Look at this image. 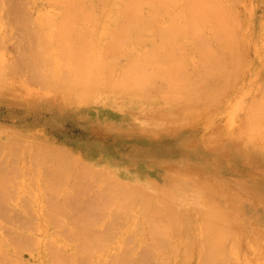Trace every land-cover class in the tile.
I'll return each mask as SVG.
<instances>
[{
    "label": "bare ground",
    "instance_id": "obj_1",
    "mask_svg": "<svg viewBox=\"0 0 264 264\" xmlns=\"http://www.w3.org/2000/svg\"><path fill=\"white\" fill-rule=\"evenodd\" d=\"M48 1H54L58 10L47 13L50 28L46 31L44 26H32L18 0H0V32L7 25L2 20L12 14L16 20L11 17V26L16 24L24 35V42L16 46L24 51V46L28 48L26 41L32 51H26L23 59H28L27 65L19 59L26 52H21L18 59L15 56L24 64L20 69L21 63L18 66L9 57L17 67H9L16 70V76L19 70L26 69L28 73L21 78L20 74H12L6 80L2 76L11 62L7 65L9 54L0 53V97L9 96L12 83L21 87L34 85L35 90L53 93L54 98L69 96L80 104L90 103L102 90L117 93V102L118 97H125V109L118 106L119 110H109L107 117L98 113L105 126H92L90 136L95 142L83 140L89 146L80 155L86 163L107 166L112 171L88 170L64 146L35 144L26 148L38 166L48 170L50 165L58 164L55 174L47 172L45 185L51 190L64 193L61 179H81L88 173L116 198L118 214L134 216L130 211L139 209L144 218L138 221L135 238L143 248L141 255L135 253L136 248L120 247L121 242L103 254L86 253L79 258L76 245L71 251L69 245L57 239L51 252L52 263L170 264L163 261L169 258L172 264H179L184 261L185 251L199 264H229L234 259L239 264H264V78L249 69L253 53L264 64V42L254 40L249 47L247 28L259 6L256 0ZM21 15H26L28 21ZM261 26L264 30V22ZM189 43L194 44L192 49ZM249 74V80H244ZM197 78L204 82L191 95ZM241 79L246 92L229 99L225 93L235 89ZM151 94L163 99L162 107H166L154 114L160 122L158 126L138 119L140 102ZM44 95L32 94L28 104L39 99L52 103ZM23 103L15 95L8 100L12 106ZM105 128H109L108 133ZM186 131L190 136L180 137ZM0 132L7 136L3 148L12 142L18 144L8 134L19 132V128L0 122ZM102 132L114 135L112 141H101ZM174 135L176 140L195 146L191 160L180 156L175 158L177 165H171L165 159L169 153L159 143ZM128 141H135L148 154L138 155L141 149L127 146ZM203 151L212 157L206 158ZM150 156L160 162L148 163L146 158ZM67 159L81 170L74 173L65 168L62 162ZM4 182L1 179L0 186ZM183 189L194 194L198 191L199 195L190 199L196 207L186 206L189 202L182 196ZM199 204L206 209L199 208ZM69 211H73L80 230L71 237L83 240V211L63 203L50 214L64 218ZM39 214L41 223L44 213ZM1 226L4 223H0V229ZM40 237L39 234L36 240ZM163 237L168 239L165 247ZM176 238H180L177 243ZM41 241L42 238L35 241L39 252L43 251ZM12 244L13 240L0 234V264L23 262L26 256ZM87 246L88 241L82 250ZM47 261V257H40V264Z\"/></svg>",
    "mask_w": 264,
    "mask_h": 264
},
{
    "label": "rangeland",
    "instance_id": "obj_2",
    "mask_svg": "<svg viewBox=\"0 0 264 264\" xmlns=\"http://www.w3.org/2000/svg\"><path fill=\"white\" fill-rule=\"evenodd\" d=\"M18 1L21 7L26 11L27 17L33 27L44 26L46 27V31L49 30V19L46 17V15L47 13H54L56 10H58L54 1ZM91 1H94L95 3V0ZM256 3L259 6L256 13L252 15V20L250 21L249 26H247L250 33V37L248 38L249 47L254 40H257L258 42H264V30L261 26L264 22V4L263 0H256ZM11 15L12 14H10V17L7 16L9 20H11L10 22L7 17L4 18L2 22L8 25L12 22V19L16 20V18H13ZM35 15L38 17V19H36ZM13 16H15V14H13ZM24 16L25 18L23 15L20 17H23L25 21H28L26 15ZM20 17L18 19H20ZM19 21H22V18ZM30 22L28 24H30ZM11 24L8 26H11ZM7 25V29H5L8 32H5V29L3 32H0V42L2 43L3 40V45L0 43L2 45H0V53H7V55L9 54L8 60L9 57L12 60L14 58L13 61L17 62L13 63L18 66H20V61L26 62L24 64L27 65L29 62L28 59V62L23 61V59H26V54L29 50V45H27L28 42L25 41L24 43L28 48H26L23 44L24 47L22 49H24V51L21 52L27 51L23 56L16 44L18 45L21 44L22 41L24 42V40H22L24 35L17 29L16 24H13L11 27H8ZM8 28L11 31L8 30ZM15 47L19 50L18 51L15 49L18 52L14 51ZM20 47L22 46H19V48ZM193 47L194 44L189 43L188 48L192 49ZM29 52L31 53L32 51L29 50ZM20 53L22 56L19 58ZM15 56L17 59L19 58L20 61L17 60ZM31 57L34 56L32 55ZM11 59L9 62L7 61L8 63L6 62L7 65H9L11 62L8 68L11 67V65L12 68L14 66ZM0 60H2V57H0ZM5 64L4 66L7 67ZM24 64L21 63L19 69L23 67ZM241 65H243V63H241ZM14 68L16 69L17 67L14 66ZM10 69L11 68H9V70H7V68L5 69L7 70V74L6 72L3 73L2 77L5 75L4 80H6V77H12V74H14V71H16L11 69L13 72L12 73ZM249 69L250 73L254 69L260 75H263L262 78H264V64L260 59H255L254 53L252 56H250ZM25 70L26 69H24L22 72L20 70L18 71L17 69V76L20 74V78L21 76L24 77L26 74L24 72L28 71ZM19 72H22V74ZM241 72H243V68ZM14 75L17 77L16 74ZM249 76L250 74L244 80H249ZM201 79L202 78H197L196 87L190 92L191 95L196 92L197 85H200L204 82V80ZM244 85L245 84L242 80L240 83H238L235 89L225 94H229V99H234V94L243 95L246 92V90L243 89ZM10 88H12V90H10L9 96L5 94V96H3L4 98L0 97L1 100L5 99L4 101H0V122L6 126H12V128H19V132H12L8 134V138L13 137L12 139H15L18 144L12 142L8 144L10 147L5 148H3L2 145L7 139V136L0 132V180H5L4 185L0 186V223H4V226H1L0 234L6 240H13L14 245H12L16 247L20 254H24L26 256L24 259H22L23 262L21 264H40V257H47V264H53L51 261V252L56 245L57 239H60L63 244L69 245V250L71 251L73 250V245H76L75 249H77V254L80 256L79 258H83V255L85 257L86 253L91 255L103 254L108 248H112L113 246L118 247L121 242L123 245L120 247H126L129 250L136 248L135 253L141 255L143 248L139 247V244L135 239L138 236V221L144 220L142 214L139 212V209L130 211L134 216H131L130 213L128 216H125L122 212H119V215L116 211L118 204L116 198L112 197L109 191H105L103 184L99 182L97 183V181L95 183V179L93 181V178H91L88 173H86L87 175L81 179L73 180L68 177L63 180L61 179L62 192L64 193H57L56 191L51 190V187L45 185V182H47L48 179L47 172L55 174L58 164L56 163V165H50L48 170L47 168L38 166L36 164V160L28 155L29 150L26 148L35 144L43 146H64L68 148V150L70 149V152L73 154L74 158L81 159L90 168L88 170L102 169L104 171H112L107 166L104 167L94 164L92 165L88 161L86 163L80 157L81 154L83 155L84 150H86L89 146L84 144L83 140H86L90 143L95 142L92 141L94 137L90 136V129L94 125L97 127L101 125L105 126L104 124H101L102 122L100 123L99 118H101V116L98 113H102L104 117H107V112L109 110L117 111L119 110V107L125 109L128 105H126L125 102H128V100L123 99L125 97H118L119 101L117 102V93H114L110 90H102L100 91L101 93L98 92L100 93L99 95L96 96L95 94V97L93 96L90 103L80 104L77 102L76 98L69 99V96L66 99H62L60 97L54 98L55 95L53 93L35 90L34 85H30L29 87H21L12 83L10 84ZM53 90L55 92L56 89ZM41 93H44V98L46 100H51L50 102L52 103L47 104L44 100L39 99V101L34 102L33 105L28 104V99L32 96V94L39 95ZM56 94L61 95V93ZM12 95H15L24 103L16 106L9 105L8 100ZM224 95L222 97V102L225 101ZM143 101L139 104V121L154 122L155 126H158L160 122L155 118L154 114L166 108L162 107L164 100L155 94H151L146 96ZM108 129H106V132ZM128 130L133 132V129ZM136 132L137 131L134 129L133 133L135 134ZM111 136H107L102 132V135H100L99 139L101 141L108 142L109 140L112 141L114 135ZM181 136H190V132L186 131L181 134L180 137ZM176 137L177 135L166 136L162 141H160L161 144L159 143L160 147L164 148L163 150L169 153V156L165 159H167L168 163L171 165H177V159L175 158L180 156H186L189 160H191L193 158V153L196 152L194 150L195 146L189 142L178 141L176 140ZM4 145H7V143H4ZM121 145L122 144L119 146ZM127 146L140 148L141 150H138V155L141 153L142 156L144 155L143 153L148 154L146 150H142L141 147H138V144L135 141H128ZM205 154L206 158L212 157L208 155L210 153L206 152ZM158 160L155 159L154 156L146 158V161L152 164L155 162L158 164V162H160V160ZM62 164L65 168L74 173L81 170L76 168L72 159H67L63 161ZM183 191L184 189L181 192L183 194V198H185V202H189V204H186V206L188 208L196 207L190 202V199L194 198V195L197 197L199 195L198 191L196 194L190 192V189H188L186 192ZM200 202L202 201L200 200ZM63 203L74 206L76 210L83 211L84 215L86 216V218H84V222L82 223L83 230L85 232L83 240H80L81 238L73 239V237H71L72 233L75 235L80 232L79 226H76L75 224V219L73 218L72 213L73 211L66 212L64 218L55 217V214H50L53 208H56ZM200 206H202L203 209H206L207 207L203 204H199L198 207L200 208ZM38 212L44 213V219L41 223H39L38 218L40 214L38 215ZM147 218L148 217H145V219ZM124 225L131 227L130 229H124ZM39 234L41 237L37 240H41L42 238V252L38 251L35 243ZM121 237L125 238L126 240L124 242L120 241ZM145 237H147V235ZM163 240V245L165 247V243H168V239L163 237L162 241ZM179 240L180 238H176L175 243H177ZM87 241L89 246L85 247L83 251L81 246H83L84 242ZM165 254L169 255V248ZM182 255L184 261L179 264H199L196 258H189L185 251L182 252ZM189 259L191 261L188 262ZM163 261L172 264L169 258L168 260L163 259ZM232 261L230 263L239 264L235 259ZM150 264H155V262L150 261Z\"/></svg>",
    "mask_w": 264,
    "mask_h": 264
}]
</instances>
